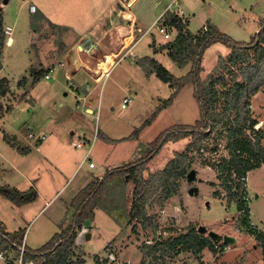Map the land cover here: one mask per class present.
Masks as SVG:
<instances>
[{
	"label": "rangeland",
	"instance_id": "obj_1",
	"mask_svg": "<svg viewBox=\"0 0 264 264\" xmlns=\"http://www.w3.org/2000/svg\"><path fill=\"white\" fill-rule=\"evenodd\" d=\"M3 1L0 0V8ZM157 1L162 4L167 2L139 0L131 9L139 21L137 27L143 31L159 14L158 11L154 15L146 11L147 6ZM189 2L191 10L186 12V17L189 21L187 29L191 33L209 23L237 42H248L259 29V20H264V0H208L209 6L203 0ZM177 4H180L178 0ZM5 6L0 24L13 27V45L3 48V61L8 62L0 70V85L2 79L7 80L8 85L5 95H0V188L4 191L14 188L28 200L22 202V198L16 196L11 199L0 190V224L6 233L22 232V246L38 249L72 222L77 209L72 200L80 190L96 179L92 186L95 188L98 179L103 178L109 169L123 172L124 167L138 163L146 156L149 143L162 131L174 125H194L200 118V112L192 86L186 85L176 101L143 128V123L151 117L155 108L169 97L170 90L154 76L145 79V75L131 64L148 54L150 42L156 40V46H160V43L168 40L156 28H150L149 33L136 43L137 47L131 54H125L126 50L122 54L119 53L122 44L119 42L120 35L109 31V52L120 50L117 53L119 56L114 58L118 62L93 95L94 101L97 99L93 117L85 116L83 121L86 124L80 123L82 116L76 112V107L78 105L80 110L82 100L79 99L76 105L77 98L69 86L71 82L65 80L62 67L55 62L60 61L56 56L58 50L60 53L64 50L75 53L72 49L77 37L72 32L45 25L35 31L38 23L29 27L28 3L23 0H8ZM169 32L173 39L176 30L170 29ZM137 35L141 36L140 33ZM89 51L80 55L81 61H96L98 52ZM249 53L250 63H254V54ZM160 54L159 63L173 76L181 77L187 73L188 68L179 69L169 61L165 50ZM219 57L224 60L222 65L226 68L219 65ZM228 58V48L220 43L208 47L202 57L201 79L205 83L216 80H220V83L215 84L218 101L214 105L213 127L207 134L203 152L190 153L193 158L190 169L196 170V178L190 183L186 181V176L180 179L178 193L162 204H149L147 213L156 216L158 228L155 235L162 240H172L191 230L197 232L198 227L203 226L208 231L236 237V243L233 246L222 244L225 250H216V254L205 249L199 254L174 252L159 257L161 252L157 251L154 256L160 258L158 264H264L263 249L256 234L240 229L236 202L230 200L218 176L219 166L226 164L232 155L229 145L232 138L228 128L233 124L236 112L229 110V94L237 83H244L242 78L237 77L239 66L231 67ZM22 61L28 63L25 76H31V82L32 79H36V82L31 87L27 85L19 89L17 81L22 78L19 73ZM52 65L55 67L49 74L51 77L45 79ZM105 67L103 65L101 68ZM32 69L35 71L31 72ZM124 97L132 98L126 109L121 108ZM248 103L250 117L257 124L262 122L261 127L256 124L254 129L259 127L262 131L260 141L264 149V88L251 96ZM228 118L230 122L226 124ZM140 128L137 138L131 139V134ZM16 131L24 135L31 131L35 135H45V138L29 140L33 144L28 146L26 152L14 151L8 143L13 141L12 132ZM95 132L96 138L89 156L95 168L89 169L84 164L77 170L85 151L73 147L72 143H78L81 139L90 142ZM101 135L111 141L101 138ZM244 137L252 142L257 138L248 129ZM189 143V139L166 143L147 162L143 177L162 170L174 153H183ZM19 146L23 147L24 144L19 143ZM133 187L134 183L128 176L104 185L96 199L92 221L85 222L76 235L72 263L84 261L82 264H96V258L106 264L140 262L141 246L152 244L154 235L137 221L129 220ZM193 187L198 191L190 195L189 190ZM245 192L249 199V221L254 222L256 229L264 234V167L248 171ZM201 235L208 237L207 233ZM15 256L9 253L6 260L16 259ZM41 263L37 261V264ZM0 264H6V261L1 260Z\"/></svg>",
	"mask_w": 264,
	"mask_h": 264
},
{
	"label": "trees",
	"instance_id": "obj_2",
	"mask_svg": "<svg viewBox=\"0 0 264 264\" xmlns=\"http://www.w3.org/2000/svg\"><path fill=\"white\" fill-rule=\"evenodd\" d=\"M161 24L167 27L168 30H176V35L172 40L160 45L158 48H155L153 42L151 45L153 52L165 50L167 58L176 67L179 69L188 67V71L181 77H175L151 57H144L137 61V65L142 67L146 74H153L166 84L170 90L169 97L155 108L151 117L143 123L142 127L144 128L150 124L159 112L171 106L178 93L187 84H191L193 87V95L199 108L200 118L194 125H174L162 131L149 143V150L146 156L139 160L138 163L129 165L127 168L124 167L123 172H119L120 169H109L103 178L98 179L95 188H92V186L97 182L95 181L96 179L86 185L72 200V204L77 205L72 222L60 233L54 234L40 248L30 249L26 246L22 248L23 233L20 231L6 233L0 224V252L10 248L17 258L22 248L23 264L31 260H40L42 261L41 264H74L71 257L74 255L73 249L76 235L86 221H92L96 199L101 189L104 188L107 182L128 176L134 183L133 202L128 212L129 220L137 221L143 229L149 230L154 235L152 244H143L141 246L142 256L138 264H158L157 260L160 259L159 257L166 256V254L170 255L174 252L190 251L199 254L203 250L208 249L213 254H216L215 242L210 237H204L192 230L180 234L172 240H162L160 236L157 237L155 235L158 228L156 216L147 213V206L149 204H162L175 196L178 193L180 179L184 178L190 170V162L193 159L190 153L203 152L207 134L213 127L214 105L218 101V91L215 88V84L220 83V80L205 83L200 76L203 71L201 62L205 50L215 43H220L229 50L228 64L231 67L239 66L240 71L237 77L242 78L244 83H237L229 94L231 101L229 110L236 112L234 122L228 128L230 139L232 138L229 143L232 155L226 164L219 166L218 176L222 180L221 186L229 195L230 200H235L236 202L240 229H245L247 233L252 235L256 234L264 255V234L258 231L256 227L250 228V212L247 207L249 199L245 192L246 188H243L237 182L238 179L247 175L251 168L264 165V149L261 147L260 141L262 131L260 128L254 129L257 121L250 117L248 109V102L251 96L264 88V20H259V29L248 42H237L209 23L206 24V30L202 27L197 32L191 33L186 29V23L173 13H166ZM4 41L5 35L1 30L0 24V50L4 46ZM249 51L254 54V63H250L251 56ZM218 61L220 66L225 67L222 65L224 60L221 57H219ZM235 78L236 76L233 77V79ZM35 82L36 79H33L32 84ZM22 85V80L17 82L18 87ZM7 89V80L2 79L0 95H5ZM229 122L228 118L226 124ZM141 128L135 130L130 138H137ZM247 129L255 133L257 138L254 142L244 137ZM184 139H189L190 143L183 153L175 152L173 158L168 161L162 170L151 173L146 178L143 177L147 162L156 156L166 143H175ZM19 151L26 152L25 149ZM0 190L11 199L16 196L17 198H22V202L28 200V197L14 189L4 191L0 188ZM13 193L15 194L13 195ZM31 197L30 199H32ZM220 248L219 252L224 250L222 244H220ZM157 251L161 252L159 257L154 256ZM5 257L7 258V254H5ZM95 261L96 264H106L105 261L99 262L98 258ZM83 262L79 261V263L75 264H82Z\"/></svg>",
	"mask_w": 264,
	"mask_h": 264
},
{
	"label": "crops",
	"instance_id": "obj_3",
	"mask_svg": "<svg viewBox=\"0 0 264 264\" xmlns=\"http://www.w3.org/2000/svg\"><path fill=\"white\" fill-rule=\"evenodd\" d=\"M138 1L139 0H23V2L28 3L27 10H28L29 27L34 26L35 24L38 23V27H36L35 31H39L43 27L48 26L51 28L60 29L63 32L64 31L72 32L77 37V40L74 43L75 45L72 49V51H75V53L73 54L70 50H64L63 52L60 53V50H58L57 53L59 54L56 53V56L60 61H55V62H57V64L62 67V75H64L63 77L65 78V80L71 82L69 86L71 87V91L74 92V97L77 98L76 105L78 104L77 102L79 99H84V102L86 103L85 106L80 107L81 111L78 110L79 108L78 105L77 107L75 105L77 109V110L75 109L76 112L78 114L80 113L79 115L82 116L80 123L86 124L83 120L86 119V117L88 116L91 118L93 117L95 113L94 108L97 101V99L94 101L93 95L98 90L99 86L103 84L105 78L107 76L109 77L108 75L109 66H108V69L106 70L108 71L107 76L103 74L99 82L95 81L96 77L101 74V67H103L105 63H108L107 61H104L102 57H104V59L105 57H109V53L112 57H114L115 55H117V53L120 50L121 51L119 53H122L123 50H126L125 54H131L137 47L136 43L142 37V33L144 31L142 30L141 27H137V22L139 21L135 16V14L131 12V9L133 8V6L137 4ZM178 1L180 4H177V6L174 7V9L171 8V11L173 12V14L177 15L186 23V29H187V25L189 21L187 20L186 12L191 10V5L189 0H178ZM173 2L177 3V0H167L165 4H162L163 2L160 3L159 1H157L154 4H150V6H147L148 9L146 11L147 12L150 11L152 15H154V13H156L157 11L159 13L151 21L150 27L159 17L165 16V14L167 13L166 11L167 7L171 5ZM203 2L205 5L209 6L208 0H203ZM7 3L8 0H6V3H4L3 1V4L0 8V17L4 12V9L6 8L5 5ZM30 5H34L36 7L35 12L29 10ZM204 26H206V24H204L202 27ZM5 27L7 26L6 25L4 27L1 26L2 32ZM109 31L115 32L116 34L120 35L119 38L121 39V41L119 42L120 43L122 42V44L120 50H118L117 52H114L112 50L109 52ZM12 32H13V27H12ZM139 33L141 34V36L137 35ZM155 41H152L148 44L149 52L148 54L141 56V58L151 57L156 61L159 60L160 55H162L160 54V52L163 51H157L155 53L153 52V48L151 46L153 42L155 48L159 47L156 46V44L158 43L155 44ZM100 43H102L103 45H101ZM162 44L163 43H160V45ZM12 45H13L12 38L10 44H5L4 41V46L0 50V60L2 63V68L0 70L4 69L5 66H7V62H8V61H3V57L5 56L3 55V51H4L3 48H7ZM88 50H90L89 52L91 51L98 52L99 56L96 57V61H81L80 55L86 53ZM138 60L133 61L131 65H133L136 69L138 68L137 70H139L145 75V79H150L152 76H154L153 74H146L145 71L142 69V67L139 68V66L137 65ZM43 62L45 63V61ZM46 62L48 63L49 61ZM164 62L163 64L165 65ZM27 67H28V63H24V61H22L19 72L22 78L19 79V81L22 80L23 85L19 89H22L27 85L30 87L34 85L32 84L33 79L31 82V76L29 77L30 81L29 78L25 76ZM53 67L55 66L52 65L46 74H50L52 72ZM34 71L35 69L31 70V72ZM50 77L48 79H50ZM73 82L76 85L75 84L73 85ZM92 84L94 85V87H92ZM187 85H191V84H187ZM184 87L182 89H184ZM66 95L67 92L64 93V96ZM177 98H175L173 101H176ZM259 123L261 124L262 122ZM71 133L74 132L72 131ZM28 135H24L20 131L12 132L13 141L9 142L8 145L14 151L15 149L18 151L21 149L27 150L28 146L30 147L33 144L32 141H29L31 139L28 137ZM101 138L109 140V138L105 136H102ZM19 143L24 144V146L23 147L19 146ZM262 167H264V165H262L261 168ZM3 252H5L6 254L14 253L13 250L10 248L4 250ZM16 259H12L9 262H12L13 260Z\"/></svg>",
	"mask_w": 264,
	"mask_h": 264
},
{
	"label": "built area",
	"instance_id": "obj_4",
	"mask_svg": "<svg viewBox=\"0 0 264 264\" xmlns=\"http://www.w3.org/2000/svg\"><path fill=\"white\" fill-rule=\"evenodd\" d=\"M176 6H177V3H176V2H173L171 5H169V6L167 7V9H166L167 13H173V12L171 11V8H172V7H176ZM29 10L32 11V12H35L36 7H35L34 5H30V6H29ZM162 19H163V17H159V18L153 23V25H152L150 28H156V31H157L160 35H162L163 38H164L165 40H168V41H169V40H172V39H171L170 32H169V30L167 29V27H165V26H163V25L161 24ZM150 28L147 29V30H145V31L142 33V36L148 34L149 31H150ZM203 29L206 30V26H204ZM3 33H4V35H5V44H10V43H11V38H10V37H11V34H12V27H9V26L5 27V28L3 29ZM118 56H119V54H118V55H115V56L112 58V63H109V64H110V66H109V72H110L111 68H112V67L118 62V61H115V60H114V58H117ZM122 57H123V56H122ZM119 58H121V56H120ZM107 60H108V57H105L104 61H107ZM107 69H108V68H107ZM107 69H106V70H107ZM106 70H104V68H101V74L98 75V76L96 77V79H95L96 82H99V81H100V78H101V76H102L103 74L107 76L108 71H106ZM48 78H49V74H46V75H45V79H48ZM80 100H82V102H81L82 105L85 106L86 103L84 102V99H80ZM131 102H132V98H131V97H124V98L122 99V101H121V108H122V109H125V108L129 105V103H131ZM97 119H98V116L96 115V116H95V120H97ZM28 137H29L30 139L38 140V141H39V140H44L45 135H42V134L35 135V134H33V133H29ZM95 138H96V132H95V135H94V139H92L90 142H89V141H86V140H84V139H81V141H79L78 143H72V146H73V147L78 148V149H83V150L85 151L84 157H83L82 161L79 163V165H78V167H77V170H79L84 164H87V167H88L89 169H93V168H94V164H93L92 161L89 160V156H90V153H91V150H92V147H93V143H94ZM237 182H238L243 188H246V187H247V175H245V176L241 177L240 179H238ZM249 218H250V217H249ZM249 224H250L251 226H254V227H255L254 222H249ZM220 244H221V243H217V242H215V244H214V248H215V250H220ZM22 248H23V246H22ZM22 248H21L20 254H19V256L17 257V259H16V260H13L12 262H9L10 260L6 261V257H5V254H6V253L3 252V251H1V252H0V261H1V260H5V261H6V264H23V262H22V251H23V249H22ZM224 250H225V248H224ZM9 258H10V257H9ZM25 264H37V261H33V260H31V261L26 262Z\"/></svg>",
	"mask_w": 264,
	"mask_h": 264
},
{
	"label": "water",
	"instance_id": "obj_5",
	"mask_svg": "<svg viewBox=\"0 0 264 264\" xmlns=\"http://www.w3.org/2000/svg\"><path fill=\"white\" fill-rule=\"evenodd\" d=\"M6 3V0L4 1ZM2 68V63L0 60V69ZM196 178V170L190 169L189 172L186 174V181L187 182H192ZM199 182H201V179H199ZM198 189L196 187H193L192 189L189 190L190 195H195L197 193ZM198 234H205L207 233L208 237L212 239V241L221 243L226 246H233L236 243V238L232 235L228 234H219L215 231H208L205 227L200 226L197 229Z\"/></svg>",
	"mask_w": 264,
	"mask_h": 264
},
{
	"label": "bare ground",
	"instance_id": "obj_6",
	"mask_svg": "<svg viewBox=\"0 0 264 264\" xmlns=\"http://www.w3.org/2000/svg\"><path fill=\"white\" fill-rule=\"evenodd\" d=\"M107 62H108V63H112V57H111V56L108 57ZM108 63H105L104 66H106V67H105L104 70H106V69L108 68V66H110V64H108ZM261 125H262V123H261V124H260V123L257 124V126H260V127H261ZM258 128H259V127H258Z\"/></svg>",
	"mask_w": 264,
	"mask_h": 264
}]
</instances>
